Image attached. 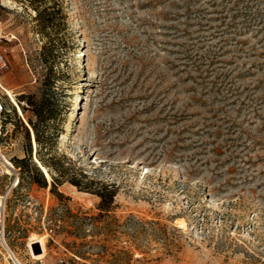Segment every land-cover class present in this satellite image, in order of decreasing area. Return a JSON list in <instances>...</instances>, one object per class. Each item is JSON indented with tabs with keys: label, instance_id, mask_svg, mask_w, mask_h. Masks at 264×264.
<instances>
[{
	"label": "rangeland",
	"instance_id": "obj_1",
	"mask_svg": "<svg viewBox=\"0 0 264 264\" xmlns=\"http://www.w3.org/2000/svg\"><path fill=\"white\" fill-rule=\"evenodd\" d=\"M60 2L0 0V264H264V0Z\"/></svg>",
	"mask_w": 264,
	"mask_h": 264
},
{
	"label": "trees",
	"instance_id": "obj_2",
	"mask_svg": "<svg viewBox=\"0 0 264 264\" xmlns=\"http://www.w3.org/2000/svg\"><path fill=\"white\" fill-rule=\"evenodd\" d=\"M31 6L36 10L37 20L41 27L42 32H48L49 29H58L60 22L57 18L59 14L62 13V4L60 0H53L51 5H48L46 0H28ZM53 67V65H51ZM24 98L28 99V104L31 106V111L33 116L29 118V122L33 128L35 134V141L37 142V155L38 160L47 168L48 172L53 178V185L56 186L57 180L61 177L66 176V173L70 169L68 166L61 161L60 157L53 156L50 159L45 157L44 149L51 145V141L54 140L53 133L50 132L49 122L57 116L56 105L48 95H42L40 98H36L32 94L23 95ZM26 132L27 137L30 139V130L27 125ZM58 129L56 130V133ZM55 135V134H54ZM28 156L22 158H15L18 166H21L25 162H29L32 154V148L29 146L27 148ZM29 164V163H28ZM37 174L43 177L42 185H46V179L44 176V171L40 167H35ZM53 168V170H52ZM29 170V168H27ZM75 174V173H73ZM69 180L83 187L81 182L75 177V175H70ZM93 179L90 180V183ZM91 185H87L85 188H91ZM94 192L102 197L101 204L103 206H108L113 201L114 195L116 194L115 188L106 187V190L94 189ZM106 192V193H105ZM108 196V198H107ZM108 200V204L104 203V200Z\"/></svg>",
	"mask_w": 264,
	"mask_h": 264
},
{
	"label": "built area",
	"instance_id": "obj_3",
	"mask_svg": "<svg viewBox=\"0 0 264 264\" xmlns=\"http://www.w3.org/2000/svg\"><path fill=\"white\" fill-rule=\"evenodd\" d=\"M7 65H8V59L6 57V54L0 48V69L5 68ZM3 108H4L3 103L0 100V112L3 110Z\"/></svg>",
	"mask_w": 264,
	"mask_h": 264
},
{
	"label": "bare ground",
	"instance_id": "obj_4",
	"mask_svg": "<svg viewBox=\"0 0 264 264\" xmlns=\"http://www.w3.org/2000/svg\"><path fill=\"white\" fill-rule=\"evenodd\" d=\"M0 87H1L3 90H5L8 94L13 95L12 92H11L9 89H7V87H6L5 84L3 83L1 77H0ZM7 162H8V163H11L9 160H7ZM0 200H1V199H0ZM2 202H3V200L0 201V218L3 216V211H2V207H1L2 204H3ZM41 248H42V246H41Z\"/></svg>",
	"mask_w": 264,
	"mask_h": 264
}]
</instances>
